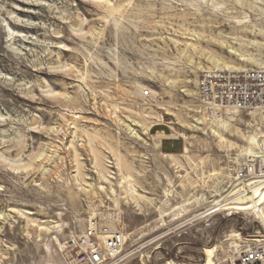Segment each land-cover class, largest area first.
<instances>
[{"label":"rangeland","instance_id":"374dc122","mask_svg":"<svg viewBox=\"0 0 264 264\" xmlns=\"http://www.w3.org/2000/svg\"><path fill=\"white\" fill-rule=\"evenodd\" d=\"M227 66L264 69V0H0V264H67L69 239L107 211L127 226L113 264H207L208 249L241 264L264 228L235 170L261 123L230 111L213 134L198 95L201 73ZM163 118L195 163H169Z\"/></svg>","mask_w":264,"mask_h":264},{"label":"built area","instance_id":"2783aa9c","mask_svg":"<svg viewBox=\"0 0 264 264\" xmlns=\"http://www.w3.org/2000/svg\"><path fill=\"white\" fill-rule=\"evenodd\" d=\"M149 95L150 91H144ZM198 95L207 114L223 119L228 112H248L261 125L258 153L247 155L235 170L242 191L258 190L264 213V69H207L198 80ZM115 211L91 217L81 234L73 235L65 246L67 264H113L124 250L127 226ZM262 213V215H263ZM264 216V215H263ZM264 228V217H261ZM241 264H264V231L250 235L239 253Z\"/></svg>","mask_w":264,"mask_h":264},{"label":"bare ground","instance_id":"6f19581e","mask_svg":"<svg viewBox=\"0 0 264 264\" xmlns=\"http://www.w3.org/2000/svg\"><path fill=\"white\" fill-rule=\"evenodd\" d=\"M219 25H222L221 23ZM75 30H81L82 29V26L80 27H74ZM234 54L238 55L240 57L241 60L245 61V55L237 50H231ZM219 65V64H218ZM221 65V64H220ZM226 69L228 70H234V71H241L243 69H246V68H241V67H235V66H227L225 67ZM222 69V68H221ZM225 69V70H226ZM51 88L48 87L46 91L50 92ZM174 115V114H172ZM228 117V115H226V117H224L223 119H212V118H206L208 120H211L213 125L210 126V131L213 133V134H217V132H219V130L217 128H223L225 131H229L228 130V127L227 125L225 124V122L221 123V121H223L224 119H226ZM163 120V119H162ZM213 121H216V122H213ZM203 124V122H201ZM201 123H199L201 125ZM151 127L150 126H147L145 127V132H149V129ZM261 134V132H260ZM259 134V136H260ZM220 138H223V134H219L218 135ZM258 135L257 134H252V135H249L247 137V142L249 143V146L247 148H245V155H255L258 153V147H259V136L257 137ZM191 144L189 143V145L187 146V149L186 151L182 154V155H174V154H165L170 160H169V163L174 166L175 168L177 169H180V168H184V164H182V162H180V158L182 157H185L187 159V161L189 163H195L193 158L191 157V154H190V150H189V146ZM246 156H243V159L246 157ZM9 159V158H8ZM22 159L21 158H10L9 159V163L11 164V166L15 169V170H19V166L20 164L22 163L21 162ZM117 165L119 167V170H120V183L121 184H124V192H125V196H127L128 198H130L132 200V202H135L138 206L140 205V202H139V197H137V190L133 187L132 185V177L131 175H125L123 174V167H127L126 164L119 158H117ZM97 166V165H96ZM100 166V165H99ZM99 166H97V171L99 173V175L101 177H104L106 178L105 176V173H104V167H101L99 168ZM129 184V185H126V184ZM112 190L114 191V189L112 188ZM241 191V194L244 195V196H247L249 199H251V201L253 202V206H250L251 208L250 209H255L257 211V213L263 218L264 216V213L261 212L262 210V203H263V196L260 195L259 191L258 190H255L254 192L252 193H249V192H246V191ZM140 197H143L142 195H140ZM263 213V215H262ZM114 215H116V217H120L121 213L119 212H114ZM38 228L40 231H45L46 233H53L54 231H56V228L57 227H60L59 225H45V224H37ZM56 233V232H55ZM56 239L58 240V238L56 237ZM125 240H126V234H125ZM59 241V240H58ZM56 242V241H55ZM60 243V242H59ZM207 254L208 255V259H207V264H215L212 260V255H213V249H208L206 250Z\"/></svg>","mask_w":264,"mask_h":264},{"label":"crops","instance_id":"0c3cea01","mask_svg":"<svg viewBox=\"0 0 264 264\" xmlns=\"http://www.w3.org/2000/svg\"><path fill=\"white\" fill-rule=\"evenodd\" d=\"M155 130L158 141L160 142V149L167 154L182 155L187 149L186 141L182 137L175 136L171 126L165 121L155 123L152 126ZM165 155V153H164Z\"/></svg>","mask_w":264,"mask_h":264},{"label":"snow or ice","instance_id":"6c2138e0","mask_svg":"<svg viewBox=\"0 0 264 264\" xmlns=\"http://www.w3.org/2000/svg\"><path fill=\"white\" fill-rule=\"evenodd\" d=\"M106 2V0H96V3L98 4V5H102V4H104ZM26 170V169H25Z\"/></svg>","mask_w":264,"mask_h":264}]
</instances>
